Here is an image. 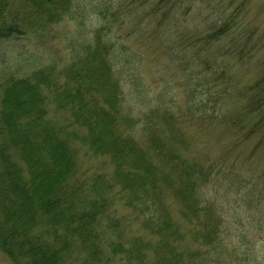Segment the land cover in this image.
<instances>
[{
  "label": "rangeland",
  "instance_id": "rangeland-1",
  "mask_svg": "<svg viewBox=\"0 0 264 264\" xmlns=\"http://www.w3.org/2000/svg\"><path fill=\"white\" fill-rule=\"evenodd\" d=\"M28 1L0 0V30H18L0 38V83L29 78L40 85L45 100L40 119L66 130L69 163L83 184L74 194L77 207L103 194L122 231L116 239L122 249L139 234L157 230L168 216L171 230L148 241L160 252L148 249V242L139 244L141 253L147 252L146 264L171 257L160 242L174 247L181 264H190L187 252L196 249L201 264H264V141L260 145L259 138L246 137L258 122L245 104L253 84L264 82V0ZM45 9L55 17L48 18ZM214 25L235 29L216 38ZM87 66L119 84L115 107L95 96V87L78 82V71ZM215 68L221 70L213 75L209 69ZM221 78L233 95L214 85ZM260 88L254 94L263 93L264 85ZM94 105L115 121L111 131L134 138L137 149L148 154L151 161H141L139 168H123L128 187L146 178L140 194L117 187L116 164L92 151L76 112ZM151 133L159 146L148 141ZM6 136L1 129V147L11 145ZM168 146L184 159L175 161L183 175L158 158ZM6 148L23 168L26 154ZM192 178L195 187L183 186ZM1 190L3 183L2 199ZM150 215L161 220L153 226ZM206 222L217 225L218 234L207 245ZM195 227L200 234H191ZM0 264H13L1 248Z\"/></svg>",
  "mask_w": 264,
  "mask_h": 264
},
{
  "label": "trees",
  "instance_id": "trees-1",
  "mask_svg": "<svg viewBox=\"0 0 264 264\" xmlns=\"http://www.w3.org/2000/svg\"><path fill=\"white\" fill-rule=\"evenodd\" d=\"M35 1L28 2L35 4ZM45 11L48 18L55 17L49 10ZM13 27L14 29L9 31L1 29L0 38H9L16 33L18 30L16 26ZM233 29H235L233 25L221 27L214 25L211 33L214 37L219 33L229 37ZM91 57L94 56L90 55ZM87 68L88 71L86 69L78 71V82L84 84V87H95L93 94L98 98L103 97L107 107L110 108V105L112 108L115 107L119 84L106 80V77L101 79L99 74H95L90 67ZM209 70L214 75L215 71L219 72L221 69ZM191 76L188 75V80ZM0 85L2 89L0 130L5 132L11 143L6 147L17 148L22 157V152L26 154L23 158L25 164L23 169L16 161H12L7 148L0 146V156L3 158L1 161L3 165L0 167V184L3 183L2 199L0 196V248L3 253L13 259V264H146L147 252L142 254L143 248H139V244L141 240L148 242L152 235L155 237L166 234L168 229L171 230L169 217L164 216L165 219L157 230H152L148 235L139 234L137 239L131 241L129 249H122V245L116 242L122 231L118 230L120 227L115 217L111 215L103 194L87 206L77 207L74 194L83 184H79V179L74 174L75 165L69 163L73 157L68 154L66 130L51 128L49 127L51 121L44 122L40 119L43 113L42 105L45 102L40 85L35 79L29 78H9ZM214 85L221 86V93L226 95L227 87H224L221 79ZM262 85L264 82L253 84L250 93L247 92L248 97L245 98L247 114L254 115L258 122L256 127L249 129L246 137L259 138L260 145L264 141V92L261 94L254 92ZM227 93L233 95V91ZM69 95L72 96L70 93ZM206 96L210 97V92L207 91ZM73 99L77 101L76 96ZM206 101L207 99L205 103ZM78 103L81 104V101ZM213 103L208 102V105L211 106ZM96 108L94 105L90 110L81 109L76 112L81 122L78 123L82 125L80 127H84L88 133L86 136L92 151L96 155L109 156L112 163L116 164L117 176L114 180L120 178L118 181L115 180L117 187H122L123 191L131 193V196L140 194L145 188L146 178H142L140 182L133 180L128 187V178L123 168L131 164L139 168L141 161H151L146 156L148 154L137 149L134 138L111 131L115 121L109 113L97 111ZM167 116L171 117L170 114L165 115ZM148 141L153 147L159 146L153 133L150 134ZM168 147L170 151L166 154L157 153L158 158L165 161L178 176L183 175L181 172L184 169L175 161L184 159L176 151L171 150V146ZM135 182L139 183L138 190L134 189ZM186 183L183 186L187 187L189 184L195 187L193 178ZM144 211L148 210L144 208ZM192 215L200 220L198 213ZM160 220L152 215L148 219L153 226ZM206 223H202V226L206 231L203 238L207 245V241H210L211 237H218V234L214 235L217 225ZM9 224H14L16 228L11 231ZM177 234L175 230L174 235ZM191 234L196 235L200 232L195 227ZM192 238L197 240V237ZM160 243L171 257L169 260L167 257L157 258L152 264H172L170 262L173 258L175 264L182 263V257L174 251V247L166 245L167 242ZM219 243L221 244L220 241ZM150 247L154 248L155 254L162 250L157 244L151 245L148 242V249ZM198 249L201 250V247ZM197 251L196 249L187 252L190 264H201L196 258ZM121 252H124L125 256H120Z\"/></svg>",
  "mask_w": 264,
  "mask_h": 264
}]
</instances>
